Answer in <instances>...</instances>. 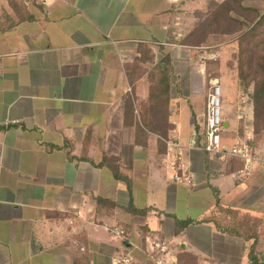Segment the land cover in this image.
<instances>
[{
    "label": "crops",
    "instance_id": "0c3cea01",
    "mask_svg": "<svg viewBox=\"0 0 264 264\" xmlns=\"http://www.w3.org/2000/svg\"><path fill=\"white\" fill-rule=\"evenodd\" d=\"M201 5L0 0V264H113L122 254L153 264L154 237L169 244L171 264H248L253 240L205 220L245 209L246 193L240 161L202 149L210 80L223 95L224 148L250 136L236 83L223 67L209 72L206 45L195 55L181 43ZM159 66L171 77L166 136L148 128ZM263 250L262 222L257 258Z\"/></svg>",
    "mask_w": 264,
    "mask_h": 264
},
{
    "label": "rangeland",
    "instance_id": "374dc122",
    "mask_svg": "<svg viewBox=\"0 0 264 264\" xmlns=\"http://www.w3.org/2000/svg\"><path fill=\"white\" fill-rule=\"evenodd\" d=\"M200 7L203 9L196 10L197 12L193 13L195 20L190 35V43L194 47L192 51L196 55L197 51L201 50L199 47L206 45L205 47L210 51L209 54L214 55L213 61L209 65V72L217 71L223 67L224 74L229 77L230 83H236L241 91L240 94L244 96L242 100L243 108L240 110L243 112L240 132H243V137L245 135L244 131L250 136L249 141L241 142H247L251 146L253 143L254 151L261 153L260 139L262 140L264 137V110L260 109L255 114L251 96L254 90L253 86L258 78V74L253 73L258 69L257 65L264 57V19L257 31V39H261L262 46L255 48L249 40H242L240 44L238 41L243 33L239 30L244 25L243 29L248 30L249 25L257 21L261 14H264V0H241L240 3L237 0H204V5ZM239 25L242 27L238 28ZM219 51L221 55L218 54ZM220 62H222V65ZM216 74L217 72H214V76L218 77ZM206 85L208 86V84ZM229 99L233 101L234 96L230 95ZM245 109L247 112H245ZM221 111L223 118V95ZM237 166L239 169L243 168L241 162H238ZM243 183L246 193L243 198L239 199L237 204L244 205L245 209L238 211L239 215L237 217L240 218L241 223H245L248 230H251L253 223H258L257 220L261 225L262 222L264 223V168L256 166L243 179ZM258 213H261V218L258 217ZM217 215L224 222V225L230 224L231 215L224 213ZM258 260H261L260 263L264 264V250L260 252Z\"/></svg>",
    "mask_w": 264,
    "mask_h": 264
},
{
    "label": "trees",
    "instance_id": "16d2710c",
    "mask_svg": "<svg viewBox=\"0 0 264 264\" xmlns=\"http://www.w3.org/2000/svg\"><path fill=\"white\" fill-rule=\"evenodd\" d=\"M237 1L238 3L241 2V0H237ZM263 19H264V14H261L257 21H254L249 25L248 30L243 29L245 25L242 29L239 30V32H243L241 39L238 41L239 44L242 42V40L243 41L249 40L250 43H252L255 48H258L259 46L263 45L261 39H257L258 38L257 31ZM241 27H242L241 25L238 26V28ZM190 35L191 32L187 34L186 37L181 41L183 45L193 46L190 43ZM165 61L168 62V58L165 57ZM257 68L258 69H256L255 73L253 74L255 75L258 74V78L256 79L255 84L253 86L254 90L251 96L253 100L255 114L260 109L264 110V57L260 60V63L257 65ZM169 73H170L169 69L162 68L161 66H159V68H157L155 72L153 73L151 72L150 74V78H151L150 103L152 107L151 111L153 113V117L158 122L150 123L148 128L149 131L157 133L161 136H166L168 129L170 128V126L167 124V118H165L167 117V113L165 112L164 117L162 115L163 109L166 108L169 103L168 91H169V86L171 84V77ZM211 75L214 76V73H211ZM260 141H261V147L263 148L264 137L262 138V140L260 139ZM252 147H253V143H252ZM112 171L114 173V176L116 178H119L117 167H112ZM220 210L222 211L221 213L224 212V214L226 215H231L230 224L228 223L226 225L224 224L222 225L223 221L219 219V217H217L218 215L215 216L217 218L208 217L205 220L207 221L213 220L216 223L217 227H219L223 232L229 235L231 234L233 236L242 238L245 241L253 240V243L250 245L247 254L248 264H261L257 256L255 255V247L258 239V226L260 225L259 220H257L258 223H256L255 220L252 219V221L255 223H253L252 229L248 230L246 228L245 223L244 222L241 223L240 218L237 217L238 216L237 211H234L232 209H225V210L220 209ZM191 223H192L191 221L178 222L176 225L177 226L176 232H179L180 230H182L188 224Z\"/></svg>",
    "mask_w": 264,
    "mask_h": 264
},
{
    "label": "built area",
    "instance_id": "2783aa9c",
    "mask_svg": "<svg viewBox=\"0 0 264 264\" xmlns=\"http://www.w3.org/2000/svg\"><path fill=\"white\" fill-rule=\"evenodd\" d=\"M222 92L217 79L209 81L208 94L205 102V113L203 121L204 144L202 149L214 156H227L235 158L243 164L242 171L237 175L238 179H244L249 175L256 166L264 168V145L261 153L254 151L253 147L247 142L236 141L228 149L222 145V131L224 130V120L222 118ZM168 151L178 150L180 146L173 142L167 141ZM194 145V142L192 143ZM178 160H180V153ZM173 180L177 183H184L186 185L192 184V178L189 175H179L177 172L173 174ZM111 232L117 237L125 235L124 229L115 227ZM151 253L156 255L153 264H171L168 253L169 244L167 241L154 237L150 240ZM113 264H138L128 254L118 256Z\"/></svg>",
    "mask_w": 264,
    "mask_h": 264
}]
</instances>
